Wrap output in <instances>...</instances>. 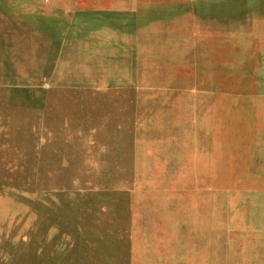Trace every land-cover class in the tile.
<instances>
[{"label":"rangeland","instance_id":"rangeland-1","mask_svg":"<svg viewBox=\"0 0 264 264\" xmlns=\"http://www.w3.org/2000/svg\"><path fill=\"white\" fill-rule=\"evenodd\" d=\"M0 264H264V0H0Z\"/></svg>","mask_w":264,"mask_h":264}]
</instances>
